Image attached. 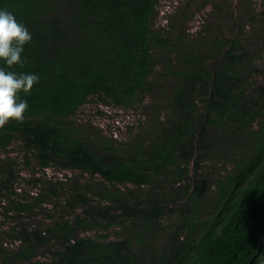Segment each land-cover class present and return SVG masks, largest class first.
Masks as SVG:
<instances>
[{"label": "trees", "instance_id": "trees-1", "mask_svg": "<svg viewBox=\"0 0 264 264\" xmlns=\"http://www.w3.org/2000/svg\"><path fill=\"white\" fill-rule=\"evenodd\" d=\"M158 6L0 0V11L32 37L22 52L26 64L0 61V68L39 76L28 93H18L28 104L24 119L0 128V157L8 158L0 160V208L15 223L3 235L19 243L5 247L0 232V264H264V86L253 96L244 90L254 68L243 70L249 52L235 38L211 39L208 54L195 44L180 53L169 111L161 119L160 105L150 106L152 129L143 140L91 141L73 125L94 98L137 111L159 89L155 50L166 51L171 38L155 28ZM13 143L31 171H77L98 191L76 185L62 202L59 181L33 203L15 201ZM217 158L225 160L221 172L210 165ZM50 198L56 213L49 224L21 223ZM111 229L113 238L100 234ZM50 243L48 256L37 259Z\"/></svg>", "mask_w": 264, "mask_h": 264}, {"label": "rangeland", "instance_id": "rangeland-1", "mask_svg": "<svg viewBox=\"0 0 264 264\" xmlns=\"http://www.w3.org/2000/svg\"><path fill=\"white\" fill-rule=\"evenodd\" d=\"M159 15L155 22V28L161 30L163 35L171 38V45L165 50H155L158 66L155 73L159 89L148 98L146 105L139 107L137 111H123L113 105H104L97 99L91 100L85 105L77 116L74 117V126L77 133L87 137L91 141L103 138L130 143L133 140L141 141L145 138L144 130L152 129V111L150 106L160 105L161 119L166 117L169 111V97L171 94L175 68L180 64V53L192 51V45L199 46L200 50L208 54V41L215 37L235 38L240 49L247 50L249 57L244 61L243 70L254 68L249 74H245L244 90L253 96L254 89L264 86V0H159ZM178 50V52H177ZM211 58L210 60H214ZM169 64L173 66L169 70ZM150 140V136L146 138ZM9 159L14 171L13 189L16 193L15 201L33 203L34 197L42 191L48 193V188L57 182H63V191H60L61 201L67 199L66 191L76 185H90V194L97 192L96 185L91 187L92 180L87 175L77 171H62L48 169L44 172H33L23 163L20 149L17 143L9 148ZM3 163L8 161L7 156L2 155ZM223 158H217L216 162L210 161L215 172L226 167ZM34 179L38 181L34 184ZM99 179V178H98ZM100 185L99 180H95ZM163 186L165 190L171 188V183ZM95 198L96 195L93 194ZM6 204V203H5ZM43 207V209H41ZM44 209H50L44 212ZM59 211V210H58ZM0 208V232L4 239V246L15 249L19 243L12 241L3 233H11L15 223L13 219H7ZM56 213L53 207V199L35 207L33 212L20 218L22 224L29 228L37 225H46L51 222L50 215ZM60 212H58L59 214ZM171 219L167 217L165 223ZM94 231H82V235H94ZM110 237H115L116 229H111ZM163 238L160 235L159 241ZM54 243L37 250L36 258L44 259L53 248Z\"/></svg>", "mask_w": 264, "mask_h": 264}, {"label": "clouds", "instance_id": "clouds-1", "mask_svg": "<svg viewBox=\"0 0 264 264\" xmlns=\"http://www.w3.org/2000/svg\"><path fill=\"white\" fill-rule=\"evenodd\" d=\"M27 28L14 15L0 11V61L6 66L26 64L22 59L24 46L31 41ZM36 74L16 75L0 68V128L9 121H22L28 108L26 100H18V93H28L38 83Z\"/></svg>", "mask_w": 264, "mask_h": 264}]
</instances>
